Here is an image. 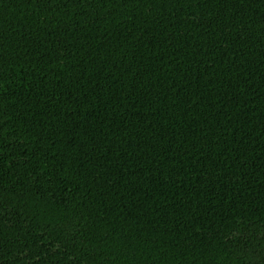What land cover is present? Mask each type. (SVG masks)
I'll return each mask as SVG.
<instances>
[{
    "label": "trees",
    "instance_id": "1",
    "mask_svg": "<svg viewBox=\"0 0 264 264\" xmlns=\"http://www.w3.org/2000/svg\"><path fill=\"white\" fill-rule=\"evenodd\" d=\"M0 264H264V0H0Z\"/></svg>",
    "mask_w": 264,
    "mask_h": 264
}]
</instances>
